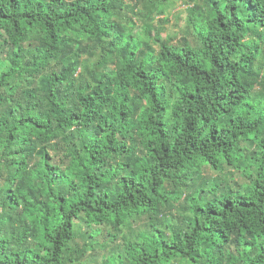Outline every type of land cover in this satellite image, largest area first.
Masks as SVG:
<instances>
[{"label":"trees","instance_id":"trees-1","mask_svg":"<svg viewBox=\"0 0 264 264\" xmlns=\"http://www.w3.org/2000/svg\"><path fill=\"white\" fill-rule=\"evenodd\" d=\"M127 10L0 0V264H264V0L159 53ZM86 40L115 69L78 76Z\"/></svg>","mask_w":264,"mask_h":264},{"label":"rangeland","instance_id":"rangeland-1","mask_svg":"<svg viewBox=\"0 0 264 264\" xmlns=\"http://www.w3.org/2000/svg\"><path fill=\"white\" fill-rule=\"evenodd\" d=\"M128 10V16L132 18L131 22L120 20L123 28L130 37L137 38L143 44H150L152 52H160L159 37L172 45L184 44L188 40L191 45H196L195 36L191 30V13L195 4L202 5L204 0H167L159 4V8L151 12L152 3L143 2L142 5L137 4L136 1L125 0ZM159 3V0L156 1ZM136 12L138 15H134ZM118 21V17L116 18ZM255 40L262 39L264 35L261 34V29L256 30ZM84 47L88 48L87 52L81 51L80 65L78 76H84V79L90 80L93 71L98 69L96 66H101L104 63V68L100 67L98 71L113 70L116 67L115 58L108 54H101V45H95L92 41L86 40ZM6 51V50H5ZM7 52V51H6ZM102 59V61L100 60ZM101 64V65H100ZM107 68V69H105ZM261 73L264 74V58L261 57V63L258 64ZM37 78L39 75L32 76L27 83L37 86ZM90 258L82 264L89 263Z\"/></svg>","mask_w":264,"mask_h":264}]
</instances>
